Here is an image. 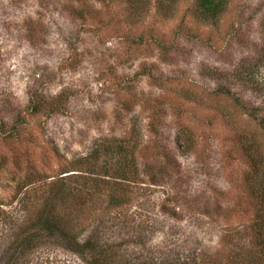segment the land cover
I'll return each instance as SVG.
<instances>
[{"label": "rangeland", "instance_id": "1", "mask_svg": "<svg viewBox=\"0 0 264 264\" xmlns=\"http://www.w3.org/2000/svg\"><path fill=\"white\" fill-rule=\"evenodd\" d=\"M222 1L0 0V264L43 211L132 261L264 264V0ZM35 243L8 264H85Z\"/></svg>", "mask_w": 264, "mask_h": 264}, {"label": "trees", "instance_id": "2", "mask_svg": "<svg viewBox=\"0 0 264 264\" xmlns=\"http://www.w3.org/2000/svg\"><path fill=\"white\" fill-rule=\"evenodd\" d=\"M200 1V12L198 18L202 21H207L208 19L216 17L218 13L222 11V0H199ZM107 174H105L106 176ZM73 176V174L69 175ZM125 174L120 173L113 178L121 181H130L124 178ZM108 178V177H107ZM109 179V178H108ZM98 180H96L97 182ZM104 182L107 180H103ZM107 184V182H106ZM112 185L117 184L115 182L111 183ZM253 186L251 187L252 192L256 191L259 188L257 194V199L259 202L264 204V183L261 181L254 180ZM59 192V190H58ZM54 196V195H53ZM62 199V198H61ZM121 203L117 202V198L109 196L108 205L118 207ZM264 206V205H263ZM260 218L256 223L255 228L257 229L256 239L254 241V246H258V250L262 252L261 256H264V211L260 209ZM64 220L59 217L57 212H42L40 219L37 220L31 227L25 229V235L22 237L20 243L15 245V250L9 255V258L5 264H8V261L15 258L16 255L25 256L28 252L33 251L37 246L35 241L40 235L48 234L56 240L64 241L66 247L73 253L81 257L85 264H207V256L205 255V263L202 259H196L195 253L192 251L191 254L182 259V262L179 263L177 260H168L165 257L152 258L149 257L146 261H132L130 256L122 253L117 249V243H114L106 236L105 231L94 230L89 238L86 241L79 243L76 242V236L72 235L68 228L64 225ZM109 233V232H108ZM108 235V234H107ZM120 255L121 259H117V256Z\"/></svg>", "mask_w": 264, "mask_h": 264}]
</instances>
